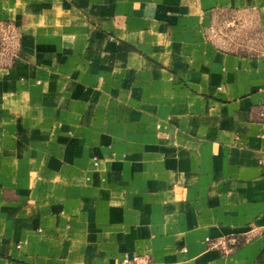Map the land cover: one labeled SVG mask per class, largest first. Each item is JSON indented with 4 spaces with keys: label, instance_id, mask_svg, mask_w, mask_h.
Returning a JSON list of instances; mask_svg holds the SVG:
<instances>
[{
    "label": "crops",
    "instance_id": "0c3cea01",
    "mask_svg": "<svg viewBox=\"0 0 264 264\" xmlns=\"http://www.w3.org/2000/svg\"><path fill=\"white\" fill-rule=\"evenodd\" d=\"M0 38V264H264V0H0Z\"/></svg>",
    "mask_w": 264,
    "mask_h": 264
},
{
    "label": "built area",
    "instance_id": "2783aa9c",
    "mask_svg": "<svg viewBox=\"0 0 264 264\" xmlns=\"http://www.w3.org/2000/svg\"><path fill=\"white\" fill-rule=\"evenodd\" d=\"M142 260V255L138 253H126L123 257L122 264H138Z\"/></svg>",
    "mask_w": 264,
    "mask_h": 264
},
{
    "label": "rangeland",
    "instance_id": "374dc122",
    "mask_svg": "<svg viewBox=\"0 0 264 264\" xmlns=\"http://www.w3.org/2000/svg\"><path fill=\"white\" fill-rule=\"evenodd\" d=\"M3 38H4V37H2V40H4ZM0 39H1V38H0ZM4 41H5V40H4Z\"/></svg>",
    "mask_w": 264,
    "mask_h": 264
}]
</instances>
